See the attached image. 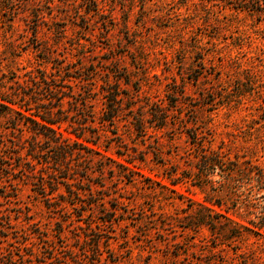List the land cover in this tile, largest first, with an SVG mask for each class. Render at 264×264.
Masks as SVG:
<instances>
[{
	"label": "rangeland",
	"instance_id": "1",
	"mask_svg": "<svg viewBox=\"0 0 264 264\" xmlns=\"http://www.w3.org/2000/svg\"><path fill=\"white\" fill-rule=\"evenodd\" d=\"M28 1L45 13L41 24L20 4L0 0V89L20 92L35 74L68 79L62 85L68 93L73 86L75 98L93 90L87 97L96 118L88 122L87 140L71 128L64 135L103 156L85 159L93 172H82L88 180L77 184L82 194L75 201L62 185L47 196L42 176L29 174L15 154L9 118L0 117L8 145V157L0 158V264H264V230L227 242L197 227L205 206L253 228L228 206L207 202L187 178L197 172L198 159L179 122L202 121L213 149L224 147L232 158L264 170V3L245 9L241 0H97L101 12L95 15L83 0ZM117 81L133 100L122 101L110 124L100 119L103 91L106 82ZM176 88L187 105L172 103ZM213 93L215 106L208 104ZM156 102L169 106L167 127L152 123ZM76 201L85 204L72 206ZM57 205L65 206L54 210ZM114 207L117 215L103 222ZM91 235L102 239L101 256L94 241H84Z\"/></svg>",
	"mask_w": 264,
	"mask_h": 264
},
{
	"label": "trees",
	"instance_id": "2",
	"mask_svg": "<svg viewBox=\"0 0 264 264\" xmlns=\"http://www.w3.org/2000/svg\"><path fill=\"white\" fill-rule=\"evenodd\" d=\"M241 1L245 4V9L254 8V6L264 3V0ZM7 2L11 6L20 4L22 7H20V10H24L25 14L29 15H26V17L36 18L38 24L45 20V13L36 9V5L29 3L28 0H7ZM82 6L85 7L88 14L99 15L101 12L97 0H83ZM7 10L11 14L18 12L17 9H11V7H8ZM260 14L264 15V13ZM38 27L39 25H36V28L32 31L34 37L37 35ZM28 78V81H24L22 85L24 89L31 91L30 94L24 93L22 88H20V92L13 91L14 93L10 92L9 94L3 93L0 89V117L9 118L10 127L8 129L16 135L14 141H12V143L14 142L13 148L19 150L15 154L26 161L25 164L30 168V171H27L29 174L36 175L39 173L42 176L39 185L46 195L51 196L58 192L59 186L62 185L69 197H73V201H75L76 195L82 194L77 184H85L88 180L85 175H82V172L86 174H92L93 172L83 165L85 159L103 155L97 153L93 147L85 145L83 141H72L64 135V131L71 128V133L78 138L83 137L87 140L85 133L88 130V122H93L96 118L93 106L89 105L92 98L87 97V95H91L94 91L74 93L77 98L83 97L79 100L74 95H70V93H73V86L68 87L70 89V93H68L66 91L67 87L62 85L68 79L57 78L54 75L51 77L47 75L35 76V74H33V80L30 76ZM119 82L105 83L107 90L103 91L105 102L100 113V119L103 122L110 124L115 122L124 109L122 101L126 99L133 100L132 97H124L122 90L119 88ZM169 94L173 104L187 105L184 101L185 94L183 91L176 88ZM213 98L212 103H208L211 106H215L217 102L214 93ZM69 99H72V101H69ZM65 103L70 104V109L64 108ZM154 105L155 109L151 113L154 118L152 123L155 122L159 128L167 127L170 120L169 106H162L158 102ZM80 111L83 115L79 114ZM177 120L179 118H174V122H177ZM143 121L142 119L136 121V129L141 136L145 137L147 131ZM179 122L189 139L194 143L196 158L198 159L196 164L198 167H195L197 172L192 169L187 178L204 192L207 202L219 208L228 206L229 211L233 210L234 214L244 216L249 224L253 226V228H249L236 223L230 217L221 215L215 210L204 206L205 213L203 212L198 216L197 227L206 226L212 232H215L216 236L220 237V241L225 240L227 242L241 239L244 233L261 236V231L264 230V204L257 201L264 199V170L252 161H242L241 157L238 156L232 158L231 153L224 150V147L220 146L218 150L213 149L211 146L212 139L208 140L207 130L202 121L195 119L189 122L181 120ZM65 123L69 125L63 129ZM2 133L3 130L0 129V158H7L8 156L3 155V152L8 145L4 140L5 136L1 135ZM83 155L86 156L81 158ZM86 160L88 162V159ZM124 168L132 171L128 167ZM216 176L219 179H214ZM56 198L54 197V199ZM82 204L85 203L83 201L81 203L77 201L71 203L74 207H80ZM95 205L96 203L90 204V206ZM63 206L65 205H57L54 210L61 211ZM107 210L109 212L106 214L112 219H105L103 222L112 221V214L117 215L118 208L114 207ZM216 216L219 219H225V221H217ZM252 216L256 220L251 219ZM214 224L219 225V229L216 231L212 228V226H215ZM91 231L93 232L95 229L92 227ZM84 241L88 243L94 241L95 243L92 244L94 253L96 256H101L99 250L102 239L99 235L88 236ZM86 253L89 254L88 251Z\"/></svg>",
	"mask_w": 264,
	"mask_h": 264
}]
</instances>
